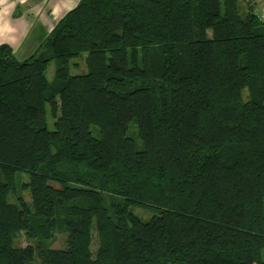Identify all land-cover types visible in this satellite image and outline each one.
I'll list each match as a JSON object with an SVG mask.
<instances>
[{
	"label": "trees",
	"instance_id": "obj_1",
	"mask_svg": "<svg viewBox=\"0 0 264 264\" xmlns=\"http://www.w3.org/2000/svg\"><path fill=\"white\" fill-rule=\"evenodd\" d=\"M247 8L80 0L26 60L0 46V264H264V22Z\"/></svg>",
	"mask_w": 264,
	"mask_h": 264
},
{
	"label": "crops",
	"instance_id": "obj_2",
	"mask_svg": "<svg viewBox=\"0 0 264 264\" xmlns=\"http://www.w3.org/2000/svg\"><path fill=\"white\" fill-rule=\"evenodd\" d=\"M79 2L80 0H0V46L8 45L17 54L35 35H38L39 44ZM247 3L253 5L255 12L257 7L264 8V0H247ZM29 53L27 51L26 54Z\"/></svg>",
	"mask_w": 264,
	"mask_h": 264
},
{
	"label": "rangeland",
	"instance_id": "obj_3",
	"mask_svg": "<svg viewBox=\"0 0 264 264\" xmlns=\"http://www.w3.org/2000/svg\"><path fill=\"white\" fill-rule=\"evenodd\" d=\"M250 4L247 3V0H239L240 13L242 15H245L248 13L247 6L249 7ZM250 6H253V5H250ZM257 10H259V12H262L264 10V8L262 6H260V7L256 8V11ZM37 40H38V35H35L32 38H30L27 41V43L25 44V46L22 48V51L15 54L17 59L20 61H23V60H26L27 58H29L36 51V49L40 46V44L42 43V40H41V41H39V44H37ZM27 51H29L30 53L26 54ZM87 58H88V54L83 53L78 58L71 60V62H70V74L72 76L88 73L89 69H88V65H87ZM54 71H55V62L53 61L50 63V65L48 66L47 71H46V78L49 81L53 80ZM244 99L248 100V92L247 91L244 92ZM54 121L55 120L52 118L50 110L48 108V110H47V122H48V128L50 130L54 129ZM128 136L131 137L135 141L137 148L139 150H141L143 148V143L138 137L137 128H136V125L134 123L129 125ZM17 181H18V185L16 188V195L17 196H23L24 199L26 200V202L28 204H30L31 203V195H30L29 191L23 192L21 187H20L23 183H26L28 181V175L27 174H18L17 175ZM8 200L13 203V201H14L13 194L9 195ZM130 210L134 215L138 216L142 221L150 220L153 216L157 215V212H158L155 209L140 208V207H132ZM66 241H67V235L64 232H58V233L54 234L53 238L50 241L47 242V245H49V247H52L53 249H65V248H67V242ZM36 243H37V241H35V240L29 241L23 233L19 234L14 241V245L18 246V247H27L28 245H35ZM98 247H99V239L97 237V234L95 232H93V237H92V242H91L90 248H91L92 252H94V254L96 253ZM262 258L264 261V251H263Z\"/></svg>",
	"mask_w": 264,
	"mask_h": 264
},
{
	"label": "built area",
	"instance_id": "obj_4",
	"mask_svg": "<svg viewBox=\"0 0 264 264\" xmlns=\"http://www.w3.org/2000/svg\"><path fill=\"white\" fill-rule=\"evenodd\" d=\"M257 11H256V15H257L258 19L260 21L264 22V10L262 12H259V10H257Z\"/></svg>",
	"mask_w": 264,
	"mask_h": 264
}]
</instances>
